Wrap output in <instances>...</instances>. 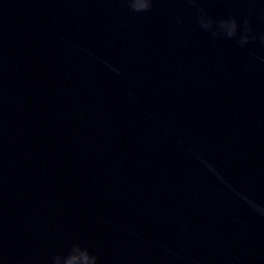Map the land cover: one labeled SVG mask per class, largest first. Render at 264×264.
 Returning <instances> with one entry per match:
<instances>
[{
  "label": "water",
  "instance_id": "water-1",
  "mask_svg": "<svg viewBox=\"0 0 264 264\" xmlns=\"http://www.w3.org/2000/svg\"><path fill=\"white\" fill-rule=\"evenodd\" d=\"M201 9L264 33V0H0V264H264V43Z\"/></svg>",
  "mask_w": 264,
  "mask_h": 264
},
{
  "label": "clouds",
  "instance_id": "clouds-1",
  "mask_svg": "<svg viewBox=\"0 0 264 264\" xmlns=\"http://www.w3.org/2000/svg\"><path fill=\"white\" fill-rule=\"evenodd\" d=\"M125 3L129 11L139 14L151 11L154 0H125ZM200 12L201 15L198 17L200 28L208 32L215 40L236 39L242 47L248 45L257 38L261 43H264V33L260 34L259 37L255 36L248 18L243 20L241 26L237 18L233 16L214 20L207 16L202 9ZM177 22L183 23L180 19H178ZM113 71L119 74L116 69H113ZM197 158L199 159V157ZM201 163L208 167L213 174L218 175L216 170L211 165H208L206 161H201ZM245 200L254 209L261 210L262 213H264V209H261V206L257 205L254 201L248 200L247 198H245ZM98 260V256L91 253L87 248L81 247L79 244H73L65 254L53 256L51 258V264H98Z\"/></svg>",
  "mask_w": 264,
  "mask_h": 264
}]
</instances>
